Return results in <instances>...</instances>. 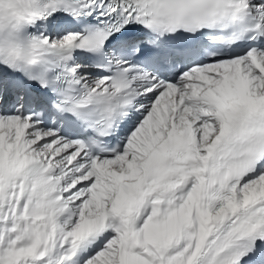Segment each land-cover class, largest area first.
Instances as JSON below:
<instances>
[{
	"label": "snow or ice",
	"instance_id": "1",
	"mask_svg": "<svg viewBox=\"0 0 264 264\" xmlns=\"http://www.w3.org/2000/svg\"><path fill=\"white\" fill-rule=\"evenodd\" d=\"M0 264H264V0H0Z\"/></svg>",
	"mask_w": 264,
	"mask_h": 264
}]
</instances>
